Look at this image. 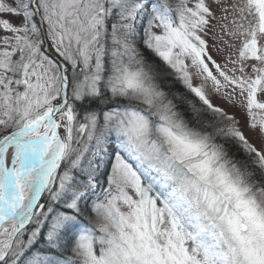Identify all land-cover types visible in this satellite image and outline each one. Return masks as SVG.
I'll return each instance as SVG.
<instances>
[{
    "label": "snow or ice",
    "instance_id": "snow-or-ice-1",
    "mask_svg": "<svg viewBox=\"0 0 264 264\" xmlns=\"http://www.w3.org/2000/svg\"><path fill=\"white\" fill-rule=\"evenodd\" d=\"M0 264H264V0H0Z\"/></svg>",
    "mask_w": 264,
    "mask_h": 264
},
{
    "label": "trees",
    "instance_id": "trees-1",
    "mask_svg": "<svg viewBox=\"0 0 264 264\" xmlns=\"http://www.w3.org/2000/svg\"><path fill=\"white\" fill-rule=\"evenodd\" d=\"M176 87H177V90H181V91H182V89L180 88V86H179V85H177Z\"/></svg>",
    "mask_w": 264,
    "mask_h": 264
},
{
    "label": "rangeland",
    "instance_id": "rangeland-1",
    "mask_svg": "<svg viewBox=\"0 0 264 264\" xmlns=\"http://www.w3.org/2000/svg\"><path fill=\"white\" fill-rule=\"evenodd\" d=\"M215 102H219V100L217 98H214Z\"/></svg>",
    "mask_w": 264,
    "mask_h": 264
}]
</instances>
